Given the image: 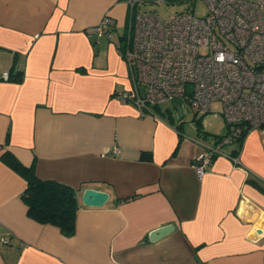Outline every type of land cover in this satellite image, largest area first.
Listing matches in <instances>:
<instances>
[{
    "label": "crops",
    "instance_id": "obj_1",
    "mask_svg": "<svg viewBox=\"0 0 264 264\" xmlns=\"http://www.w3.org/2000/svg\"><path fill=\"white\" fill-rule=\"evenodd\" d=\"M131 11L129 0H0V264H264V127L223 145L200 176L194 159L226 134L223 110L116 96L131 87L120 53ZM105 15L112 37L92 32ZM7 151L76 189L72 235L29 215ZM86 188L110 199L86 206Z\"/></svg>",
    "mask_w": 264,
    "mask_h": 264
},
{
    "label": "built area",
    "instance_id": "obj_2",
    "mask_svg": "<svg viewBox=\"0 0 264 264\" xmlns=\"http://www.w3.org/2000/svg\"><path fill=\"white\" fill-rule=\"evenodd\" d=\"M197 1L207 6L206 15L180 12L171 19L147 11L131 15L129 35L123 36L120 48L131 87L117 90L116 96L142 110L186 99L201 115L212 111L213 102H222L227 132L194 159L203 176L223 145L239 141L247 129L264 127V0L190 4ZM138 2L129 0L132 10ZM92 32L112 37L109 15ZM8 74L4 73L6 78ZM8 242V235L0 236V245Z\"/></svg>",
    "mask_w": 264,
    "mask_h": 264
},
{
    "label": "trees",
    "instance_id": "obj_3",
    "mask_svg": "<svg viewBox=\"0 0 264 264\" xmlns=\"http://www.w3.org/2000/svg\"><path fill=\"white\" fill-rule=\"evenodd\" d=\"M247 133L248 129L240 140ZM3 158L27 180L22 197L28 205L29 215L41 223L57 225L65 234L72 235L76 229L79 208L76 189L57 180L40 179L33 167L24 165L8 151L4 153Z\"/></svg>",
    "mask_w": 264,
    "mask_h": 264
},
{
    "label": "rangeland",
    "instance_id": "obj_4",
    "mask_svg": "<svg viewBox=\"0 0 264 264\" xmlns=\"http://www.w3.org/2000/svg\"><path fill=\"white\" fill-rule=\"evenodd\" d=\"M144 11L155 12L160 14L164 19H171L173 16H175L177 13L180 12H190L199 16H204L207 14V6L202 1H197L196 4L191 5L190 0L174 1L168 3L159 2L155 0H139L135 9L131 11V15H133V13L144 12ZM125 35L128 37L129 30L125 33ZM212 108L214 111L216 110L222 111L223 103L219 101L214 102ZM193 116L194 115L191 112V110H186L185 120L188 122L186 127L190 126V121L193 119ZM219 118L220 119H217L218 121L224 122L223 115L220 116ZM177 119L180 120L181 118L177 116ZM212 124L208 123L207 120L203 121V125L206 130L213 131V128L218 124V122H212Z\"/></svg>",
    "mask_w": 264,
    "mask_h": 264
},
{
    "label": "water",
    "instance_id": "obj_5",
    "mask_svg": "<svg viewBox=\"0 0 264 264\" xmlns=\"http://www.w3.org/2000/svg\"><path fill=\"white\" fill-rule=\"evenodd\" d=\"M179 116L183 115L182 106H177ZM110 199V194L106 191L98 190L95 188H86L83 192L82 202L86 206L100 207L103 206ZM175 226L172 224L159 227L151 232L150 239L152 241L162 238L174 230ZM262 229H258L261 233Z\"/></svg>",
    "mask_w": 264,
    "mask_h": 264
}]
</instances>
